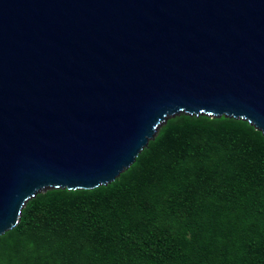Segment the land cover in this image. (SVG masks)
<instances>
[{
    "label": "water",
    "instance_id": "95a60500",
    "mask_svg": "<svg viewBox=\"0 0 264 264\" xmlns=\"http://www.w3.org/2000/svg\"><path fill=\"white\" fill-rule=\"evenodd\" d=\"M181 114L264 137V0H0V236L40 193L114 182Z\"/></svg>",
    "mask_w": 264,
    "mask_h": 264
},
{
    "label": "trees",
    "instance_id": "16d2710c",
    "mask_svg": "<svg viewBox=\"0 0 264 264\" xmlns=\"http://www.w3.org/2000/svg\"><path fill=\"white\" fill-rule=\"evenodd\" d=\"M0 264H264V137L171 118L111 184L29 200Z\"/></svg>",
    "mask_w": 264,
    "mask_h": 264
}]
</instances>
